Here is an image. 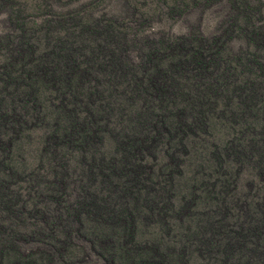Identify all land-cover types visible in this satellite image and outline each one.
I'll return each mask as SVG.
<instances>
[{"label": "trees", "instance_id": "obj_1", "mask_svg": "<svg viewBox=\"0 0 264 264\" xmlns=\"http://www.w3.org/2000/svg\"><path fill=\"white\" fill-rule=\"evenodd\" d=\"M103 1L0 0V264H264V0Z\"/></svg>", "mask_w": 264, "mask_h": 264}, {"label": "rangeland", "instance_id": "obj_2", "mask_svg": "<svg viewBox=\"0 0 264 264\" xmlns=\"http://www.w3.org/2000/svg\"><path fill=\"white\" fill-rule=\"evenodd\" d=\"M22 4L28 9V19H33L37 16L34 6L46 5L52 6L57 11L66 10L70 7H74L80 3H85L90 0H20ZM153 0H146L147 6L153 7ZM100 13L120 15L125 12V7L122 0H104L97 8ZM124 11V12H123ZM98 12V13H99ZM125 14V13H124ZM222 15L221 8L213 6L209 10H203L200 8H193L190 13H187L183 17H180L176 21L165 20L159 18L158 22L152 26L153 30H159L167 32L173 36L186 35L190 30H199L203 35L208 36L215 32L218 25V21ZM4 16L0 17V32L3 30ZM29 148L24 149L23 158L25 160L30 159Z\"/></svg>", "mask_w": 264, "mask_h": 264}]
</instances>
